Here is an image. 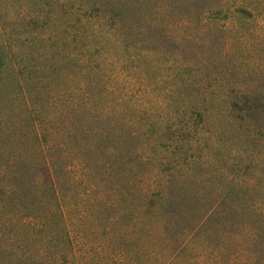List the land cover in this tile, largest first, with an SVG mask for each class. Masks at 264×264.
Returning <instances> with one entry per match:
<instances>
[{
	"label": "trees",
	"instance_id": "1",
	"mask_svg": "<svg viewBox=\"0 0 264 264\" xmlns=\"http://www.w3.org/2000/svg\"><path fill=\"white\" fill-rule=\"evenodd\" d=\"M57 3L0 0V264H264V0Z\"/></svg>",
	"mask_w": 264,
	"mask_h": 264
},
{
	"label": "rangeland",
	"instance_id": "2",
	"mask_svg": "<svg viewBox=\"0 0 264 264\" xmlns=\"http://www.w3.org/2000/svg\"><path fill=\"white\" fill-rule=\"evenodd\" d=\"M55 0H47V7L46 11L50 14L47 15L51 16V14L59 9V6L57 4H54ZM42 9V6L40 7ZM49 18V17H48ZM61 16H57V18L54 21L51 22V27H57L59 30L61 29ZM255 20L257 24L260 27L264 26V10L259 12L258 15L255 17ZM38 29L43 32V28L38 27ZM63 30V29H61ZM5 42L3 41V38L0 35V71L4 68L6 70H15V67L10 64L11 60L14 62L15 65L19 66L23 62H26V59H20L17 54H15L14 50H12V55L9 56L6 53L5 48ZM34 52V48H33ZM260 65V64H259ZM262 65V64H261ZM30 67L27 66V68ZM244 69L247 71V69L244 67ZM2 88V85H1ZM253 168V166H252ZM250 168V170L247 172L246 176H251V183L253 173H256L258 178H256V182L261 184L264 180V177H262V172L258 170V168H255L254 170ZM199 168H195V170H198ZM197 173L202 174V171H197ZM40 178L42 182H49L50 181V173L49 170L45 167H42L40 169ZM241 185L245 186L246 182L243 181L240 183ZM250 195L252 196L254 193L253 189H247ZM235 232H228L223 235L225 238V241L235 240L236 235ZM211 236H214L211 234ZM219 234L216 235V241L219 240ZM241 237L239 236V242L233 243V251L232 249H228L229 253H231V256H227V251L224 248V246L218 244V245H212L210 243H203L201 242H190L187 244V246L184 248V250L180 251L175 258L173 259V262L171 264H259L257 262L252 263V259L256 255L257 247L256 245L247 246L245 245L246 240L242 243ZM197 239V238H196ZM223 239V238H222ZM214 239L211 237L210 241H213ZM221 240V238H220ZM247 244V242H246ZM228 253V254H229ZM246 260V261H245Z\"/></svg>",
	"mask_w": 264,
	"mask_h": 264
}]
</instances>
